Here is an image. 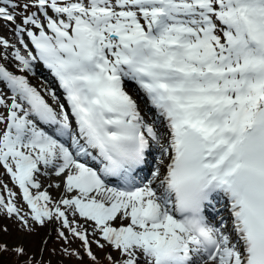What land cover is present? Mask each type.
<instances>
[{
    "label": "snow or ice",
    "instance_id": "6c2138e0",
    "mask_svg": "<svg viewBox=\"0 0 264 264\" xmlns=\"http://www.w3.org/2000/svg\"><path fill=\"white\" fill-rule=\"evenodd\" d=\"M0 168V264H264V0H0Z\"/></svg>",
    "mask_w": 264,
    "mask_h": 264
},
{
    "label": "rangeland",
    "instance_id": "374dc122",
    "mask_svg": "<svg viewBox=\"0 0 264 264\" xmlns=\"http://www.w3.org/2000/svg\"><path fill=\"white\" fill-rule=\"evenodd\" d=\"M3 34H5L9 38H11V33L9 31H5V32H3ZM33 80H35V82H37L38 84L40 83V79L37 78V77H34ZM3 171L4 170L2 168H0V178H2L3 181L6 184H8L9 187H12V186L9 185V184H12V182L10 181V178L8 176H6V175H3ZM48 183H49L48 180H44V185H45L46 188L48 187ZM12 188H13V190L18 191V189H16L15 187H12ZM48 191H49V193L53 197H57L59 195L58 190L55 189V188H48ZM24 207H26V206H24ZM7 222H10V223L14 224V222L12 220L5 219L3 221H0V226H1L0 229L3 228V227H5L6 225L4 223H7ZM50 227L51 226H49V228L42 229L41 230V233L43 234V232L49 231L50 230ZM10 231L13 232V234L8 235L6 237V239L9 240V243L6 242L9 245V248H11L14 244H17V243H20L21 242V239H20L21 234L18 231V229H15L13 226H11V227L8 228V231L7 232H10ZM52 237L53 238H52V240L49 243V251L45 252L44 255H43V259L44 260L51 259L53 261V264H58V262L61 261V260H64V264H82V262L76 260L75 258H73L72 260H67V259L63 258L59 254V252L56 253L58 255L55 254L56 256H58V259H56L54 257V255L51 254V249L53 247L59 248V243L60 242H58V241L55 240V233L54 232L52 233ZM1 241H4V240L0 238V242ZM24 243H25V246H26L28 252L33 253V252L36 251V245H34L33 243H31L28 239H25L24 240ZM77 245H78V242L76 244H74L73 247H75ZM93 251L96 252L97 255L100 257L99 264H106V261L104 260V255L105 254L103 252H100V250L97 249L95 245H93ZM36 258L37 259H40L39 256H37ZM83 264H88L87 257H85V261L83 262Z\"/></svg>",
    "mask_w": 264,
    "mask_h": 264
},
{
    "label": "trees",
    "instance_id": "16d2710c",
    "mask_svg": "<svg viewBox=\"0 0 264 264\" xmlns=\"http://www.w3.org/2000/svg\"><path fill=\"white\" fill-rule=\"evenodd\" d=\"M6 226H7V228H9V227H11V226H13L15 229H18L17 228V225H16V223H14V224H12V223H10V222H7V223H4ZM1 227V226H0ZM2 229V228H1ZM11 234H13V232H0V238L1 239H3L4 241H1L0 243H9V240L8 239H6V237L8 236V235H11ZM29 254H31L30 252H28ZM56 255H58V254H56ZM56 255H54V257L56 258V259H58V256H56ZM2 260H3V264H17V260H16V257H15V255L14 254H12L11 252H9V253H4L3 254V257H2Z\"/></svg>",
    "mask_w": 264,
    "mask_h": 264
}]
</instances>
